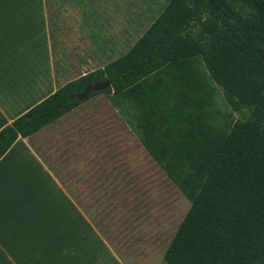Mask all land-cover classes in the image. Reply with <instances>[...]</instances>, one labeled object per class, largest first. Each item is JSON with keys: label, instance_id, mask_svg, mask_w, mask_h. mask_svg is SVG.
<instances>
[{"label": "trees", "instance_id": "16d2710c", "mask_svg": "<svg viewBox=\"0 0 264 264\" xmlns=\"http://www.w3.org/2000/svg\"><path fill=\"white\" fill-rule=\"evenodd\" d=\"M208 80L248 117L216 121ZM97 94L137 111L141 143L189 202L161 264H264V2L167 0L124 54L4 126L0 158Z\"/></svg>", "mask_w": 264, "mask_h": 264}, {"label": "crops", "instance_id": "0c3cea01", "mask_svg": "<svg viewBox=\"0 0 264 264\" xmlns=\"http://www.w3.org/2000/svg\"><path fill=\"white\" fill-rule=\"evenodd\" d=\"M52 5L0 0V130L67 83L54 61ZM138 116L97 94L12 144L0 158V264H125L89 209L92 197L111 200L132 185L140 154L156 163ZM101 205L95 212L107 221ZM110 223L121 240V223Z\"/></svg>", "mask_w": 264, "mask_h": 264}, {"label": "rangeland", "instance_id": "374dc122", "mask_svg": "<svg viewBox=\"0 0 264 264\" xmlns=\"http://www.w3.org/2000/svg\"><path fill=\"white\" fill-rule=\"evenodd\" d=\"M51 1L55 4L50 14L53 55L61 83L124 54L167 3V0ZM207 88L216 121L232 125L248 117L246 110L231 109L223 90L213 81L208 80ZM132 168L135 172L131 176L132 185L127 182L128 190L124 188L119 192L121 196L111 200L98 201L92 197L89 213L125 264H161L168 243L189 209V202L146 153L139 155ZM96 201L102 204L99 211L106 210L107 221L95 212ZM115 221L123 228L121 240L110 228V222Z\"/></svg>", "mask_w": 264, "mask_h": 264}, {"label": "water", "instance_id": "95a60500", "mask_svg": "<svg viewBox=\"0 0 264 264\" xmlns=\"http://www.w3.org/2000/svg\"><path fill=\"white\" fill-rule=\"evenodd\" d=\"M264 2V0H262ZM110 87L109 81L97 82L95 84L87 85L83 92L78 96L79 100L85 99L92 92H101Z\"/></svg>", "mask_w": 264, "mask_h": 264}]
</instances>
